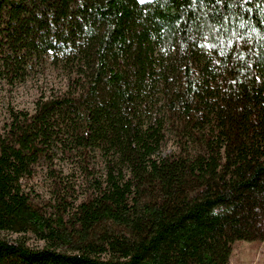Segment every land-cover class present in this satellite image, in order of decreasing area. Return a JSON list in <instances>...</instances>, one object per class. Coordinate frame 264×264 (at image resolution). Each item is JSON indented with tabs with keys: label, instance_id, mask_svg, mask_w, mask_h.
<instances>
[{
	"label": "trees",
	"instance_id": "obj_1",
	"mask_svg": "<svg viewBox=\"0 0 264 264\" xmlns=\"http://www.w3.org/2000/svg\"><path fill=\"white\" fill-rule=\"evenodd\" d=\"M48 60L63 88L0 136V264H228L264 242V0H0V75ZM39 163L48 200L22 187Z\"/></svg>",
	"mask_w": 264,
	"mask_h": 264
},
{
	"label": "rangeland",
	"instance_id": "obj_2",
	"mask_svg": "<svg viewBox=\"0 0 264 264\" xmlns=\"http://www.w3.org/2000/svg\"><path fill=\"white\" fill-rule=\"evenodd\" d=\"M64 74L48 60L45 64L36 65L23 78L12 83L4 75H0V136H3L11 120V109L34 110V103L38 96L45 92L49 94L63 88ZM53 168L71 172L72 167L67 159L55 158ZM98 168V166H97ZM49 166L46 163L37 164L29 176L22 178V187L36 200L50 198L51 179ZM73 177V176H72ZM74 195L81 198L84 191L82 176L75 171L73 177ZM0 236L14 240L17 234L2 232ZM26 244L30 247H40L43 242L33 234L24 235ZM228 264H264V242L236 240L232 244V252Z\"/></svg>",
	"mask_w": 264,
	"mask_h": 264
}]
</instances>
